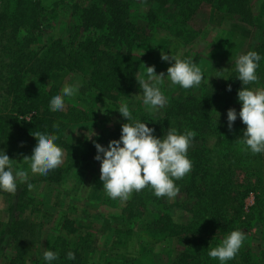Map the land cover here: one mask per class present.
<instances>
[{"label": "trees", "instance_id": "obj_1", "mask_svg": "<svg viewBox=\"0 0 264 264\" xmlns=\"http://www.w3.org/2000/svg\"><path fill=\"white\" fill-rule=\"evenodd\" d=\"M158 1L176 5L177 13L168 20V30L185 41L192 40L197 30L183 25V20L193 13L199 0ZM213 2L223 10L239 13L262 30V42L255 50L261 57L259 65L264 56V22L255 19L249 0H235L230 5ZM57 4L0 0V154L5 152L13 159L12 166L17 158L32 154L37 141L31 133L36 131L56 135V144L71 148L66 137L68 127L86 111L65 101L63 110L51 111V98L62 95V90L49 83L48 76L54 71H73L81 76L82 98L105 96L119 108V100L132 95L138 85L135 76H140L146 66L151 39L147 24L153 27L159 20L153 9L133 15L132 0H88L74 4L65 39L55 37L35 48L53 27ZM143 47L148 53L141 51ZM28 74L40 80V88L33 90L26 83ZM237 76L234 70L219 90L204 92L196 100L168 96L160 117L150 114L141 103L128 104L133 118L153 128L155 136L162 138L174 128L179 134L194 131L192 140L202 141L187 152L192 163L190 173L176 180L185 190L179 204L188 215L185 221H176L170 204L157 198L151 188L133 192L123 207V216L132 222L139 208H151L146 233L151 237L168 235L183 243L185 249L167 264H221L208 253L233 230L243 232L245 240L235 258L224 264H264V250L254 253L245 234V230L260 223L264 238V153L252 154L241 143L246 128L242 121L235 120L229 130L228 120L221 115V100L238 99L243 85ZM125 122L120 114V121L94 141L105 147L110 140H118ZM96 151L93 141L87 140L72 163L60 165L47 175L35 174L34 180L57 183L63 172ZM252 193L254 203L247 209L246 198ZM15 198L7 221L0 222V249L9 247L13 252L6 264H88L86 253L95 248L92 234L79 232L75 220L67 216L41 249L42 222L26 214L27 208L38 211L41 201H35L32 188L27 186L19 188ZM35 249L38 256L34 255ZM47 250L57 253L58 258L46 261L43 253ZM69 251L75 254L74 260L67 258Z\"/></svg>", "mask_w": 264, "mask_h": 264}, {"label": "rangeland", "instance_id": "obj_2", "mask_svg": "<svg viewBox=\"0 0 264 264\" xmlns=\"http://www.w3.org/2000/svg\"><path fill=\"white\" fill-rule=\"evenodd\" d=\"M39 1L47 6L57 1L58 16L53 20V27L45 32V35L34 45L35 48L55 37L65 39L72 21L74 4H83L88 0ZM214 1L219 4L221 1V5L223 3L230 5L235 2V0ZM132 2L135 16L149 9H153L159 15L155 26L152 27L151 23L147 24L151 39L148 46L150 49L148 58L145 61L146 67L154 66L157 74L160 72L167 74L171 61L161 59L162 50L168 55L190 59L201 68L204 74L205 78L201 84L190 89L173 85L165 76L161 91L166 99L172 95L179 100H196L204 92L219 90L225 83V78L236 70L235 61L238 56L248 51H255L262 42V30L257 24L245 21L239 13L219 8L213 0H199L193 13L184 17L183 25L197 30L196 36L190 41L175 36L167 28L171 18L177 13L176 5L172 4V1L160 3L158 0H132ZM249 5L255 19L264 22V0H249ZM148 49L143 47L141 51L148 53ZM142 74H146L145 67L141 71ZM256 74L258 82L247 87L264 89V56L256 69ZM145 78H147L146 75ZM47 79L49 83L58 85L61 90L65 85L78 84L81 87L82 84L81 76L70 70L54 71ZM26 83L33 90H37L41 82L35 75L28 74ZM80 87L75 96L64 97L66 103L76 104L78 109L85 108L86 111L81 112L79 119L68 127L66 137L72 144L71 148L57 144L64 152L62 166H67L77 158L85 141L96 140L120 121L119 108L110 98L105 96L94 100L82 98ZM122 101L133 105L141 103L150 114L157 117L164 115V107L149 110L150 106L144 105L143 93L139 85L136 86L131 96L123 97L119 103L121 104ZM220 102V105L224 107L221 110L223 117L227 119L228 109L234 108L237 112L236 121H241L239 111L242 105L238 99L221 100ZM30 114L26 117L31 116ZM19 116L25 117L23 114ZM201 142V140H192L188 150L200 146ZM96 154L97 151L88 159L78 162L76 167L63 172L61 180L57 183L47 180L35 181L34 175L30 172V162L22 160L23 156L17 158L15 163L13 161L14 169L20 166L29 172L27 183L31 182L33 185L32 192L35 201H41L38 203V211L32 212L27 208L26 212L36 221L42 222L44 235L40 248L45 246V241L58 231L59 225L68 216L75 220L79 232L92 234L95 248L86 253L88 264H167L174 255L185 249L183 243L168 235L151 237L146 233L145 223L152 218L151 208H139L133 222L123 216V207L127 201L111 199L104 191L100 180V161L95 159ZM174 182L179 189L177 196L174 199L163 198L170 204L174 219L179 222L185 221L188 215L179 206L185 196V190L180 186L179 181ZM27 183L17 180L16 193L19 188L26 187ZM16 193L13 195L0 191V222L7 221L9 207L15 201ZM252 203H254L253 193L246 198L247 209ZM245 234L249 238L254 253L264 250L260 223L245 230ZM38 252L35 249L34 255L38 256ZM12 255L13 252L9 247L0 249V264H6Z\"/></svg>", "mask_w": 264, "mask_h": 264}, {"label": "clouds", "instance_id": "obj_3", "mask_svg": "<svg viewBox=\"0 0 264 264\" xmlns=\"http://www.w3.org/2000/svg\"><path fill=\"white\" fill-rule=\"evenodd\" d=\"M161 59L171 61L167 74L164 72L157 74L154 66H145L146 74L135 76L143 93V103L145 106H150L149 110L165 106L166 97L161 91L165 76L173 85H179L183 89L197 87L205 78L201 68L190 59L168 55L162 50ZM260 59L256 51H248L246 54L239 55L235 61L237 78L243 85L238 90V100L242 105L239 118L246 125L241 143L252 154L264 153V89L247 87L258 82L256 69ZM79 87L78 84L65 85L62 95L57 94L51 98L50 110H63L64 97L75 96ZM228 90L231 91L230 85ZM118 111L126 119V122L121 125L120 138L110 140L107 147L93 141L97 149L95 159L100 161V180L104 191L111 199L127 201L133 192L151 188L157 198L174 199L179 192L174 181L184 178L192 169L187 152L196 133L185 130L183 134H178L174 128H169L162 138L157 137L153 134V128L133 118L127 101H122ZM236 119V110L228 109L229 130L232 129ZM31 134L37 143L32 154L24 156L22 160L30 162V172L33 175H47L63 163L64 152L55 143L58 139L56 135L41 131ZM92 135L88 138L91 139ZM12 160L5 152L0 154V190L14 195L17 191V180L27 183L29 172L24 169L14 171ZM27 187L31 189L33 185L27 183ZM244 240L243 232L233 230L217 247L211 248L208 255L224 264L235 258ZM43 257L51 262L58 258V254L47 250L43 253ZM67 258L74 260L75 254L69 251Z\"/></svg>", "mask_w": 264, "mask_h": 264}, {"label": "built area", "instance_id": "obj_4", "mask_svg": "<svg viewBox=\"0 0 264 264\" xmlns=\"http://www.w3.org/2000/svg\"><path fill=\"white\" fill-rule=\"evenodd\" d=\"M31 115V114H30ZM29 116H27V118H28Z\"/></svg>", "mask_w": 264, "mask_h": 264}]
</instances>
